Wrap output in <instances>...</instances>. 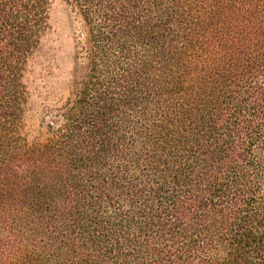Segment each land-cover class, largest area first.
Here are the masks:
<instances>
[{"label":"trees","instance_id":"16d2710c","mask_svg":"<svg viewBox=\"0 0 264 264\" xmlns=\"http://www.w3.org/2000/svg\"><path fill=\"white\" fill-rule=\"evenodd\" d=\"M65 99L27 139L50 0H0V264H264V0H64Z\"/></svg>","mask_w":264,"mask_h":264},{"label":"rangeland","instance_id":"374dc122","mask_svg":"<svg viewBox=\"0 0 264 264\" xmlns=\"http://www.w3.org/2000/svg\"><path fill=\"white\" fill-rule=\"evenodd\" d=\"M82 30V22L64 0H50L49 28L25 73L28 100L23 123L30 141L42 138V111L62 102L68 93L74 46Z\"/></svg>","mask_w":264,"mask_h":264}]
</instances>
